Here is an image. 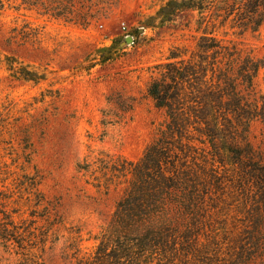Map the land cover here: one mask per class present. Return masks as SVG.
Here are the masks:
<instances>
[{
    "label": "rangeland",
    "instance_id": "1",
    "mask_svg": "<svg viewBox=\"0 0 264 264\" xmlns=\"http://www.w3.org/2000/svg\"><path fill=\"white\" fill-rule=\"evenodd\" d=\"M263 115L264 0H0V264H264Z\"/></svg>",
    "mask_w": 264,
    "mask_h": 264
},
{
    "label": "trees",
    "instance_id": "2",
    "mask_svg": "<svg viewBox=\"0 0 264 264\" xmlns=\"http://www.w3.org/2000/svg\"><path fill=\"white\" fill-rule=\"evenodd\" d=\"M224 1H225L226 4H228V6L230 5L231 0H224ZM234 1H236V0H234ZM252 4H253V6L251 8L254 9V7H256L257 10L259 9V7L261 5H263V3H260V1H254V2H252ZM260 24H261V21L259 20L256 23V28H258L260 26ZM254 69H255V73H258L259 70H260V66L259 65H254ZM253 77H255V76H253ZM253 77L249 75V76H247V80L249 82H252ZM239 103H240V101H239ZM237 104H238V102H237ZM150 158L151 157L149 156V153H148V155H146V160L150 161L151 160ZM135 190H137L136 187H134L130 191V194H129L128 197L132 198L134 196V194H133L134 192L133 191H135ZM127 199L128 198H126L124 201H122L120 203L117 213L124 214L123 210L125 208H130L131 207V204L126 202ZM144 200L145 199H141V202H143ZM137 209H138L137 212L133 213L132 215H128V218H129L128 225H129L130 228H136V227L139 228V227L144 226L146 224V222H147L145 217H149L148 215H150L153 212L152 208L149 205H147V203L141 204L139 206V208H137Z\"/></svg>",
    "mask_w": 264,
    "mask_h": 264
},
{
    "label": "built area",
    "instance_id": "3",
    "mask_svg": "<svg viewBox=\"0 0 264 264\" xmlns=\"http://www.w3.org/2000/svg\"><path fill=\"white\" fill-rule=\"evenodd\" d=\"M122 25H123V29L126 30V25L124 23H122Z\"/></svg>",
    "mask_w": 264,
    "mask_h": 264
}]
</instances>
